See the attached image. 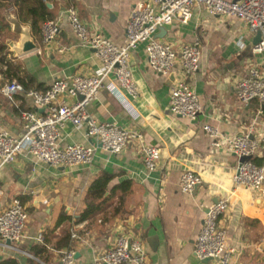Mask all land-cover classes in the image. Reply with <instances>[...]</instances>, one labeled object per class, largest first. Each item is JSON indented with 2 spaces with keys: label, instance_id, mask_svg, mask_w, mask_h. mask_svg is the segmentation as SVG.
<instances>
[{
  "label": "crops",
  "instance_id": "obj_1",
  "mask_svg": "<svg viewBox=\"0 0 264 264\" xmlns=\"http://www.w3.org/2000/svg\"><path fill=\"white\" fill-rule=\"evenodd\" d=\"M137 1L140 0L47 2L53 19H58L59 24V32L50 43L43 42L41 24L33 30L30 21L22 22L7 10L4 16L9 32L3 41L8 46L9 56L20 66V76L28 75L33 79L28 85L43 90L55 78L94 74L101 66L95 51L83 46L73 33L66 17L67 7H75L81 21L91 31H99L121 44L129 13ZM15 23L28 27L36 49L13 55L11 46L18 45L21 37L13 31ZM163 28L165 32L159 39L170 43L177 51L184 43L196 39L201 42L199 68L190 78L201 105L197 118L173 115L168 110L170 88L180 73L179 57L171 72L172 78L170 73H156L148 66L145 43H140L129 59L138 95L135 99L125 95L136 117L133 118L108 89H102L98 99L86 108L90 117L98 122L138 129L144 143L160 149L156 167L146 169L136 143L127 145L120 153H110L87 136L85 129H75L67 123L62 129L60 144H95L89 165L57 167L38 161L25 151L0 170V206L17 197L29 214L23 238L15 245L17 249L0 246V262L15 259L17 264H40L41 260L31 253V247L43 241H36L38 234L49 233L50 242L42 254V258L47 257L46 263L56 264L60 252L72 246L78 254L73 264H90L114 243L118 234L124 233L143 241L148 264H214L195 257L193 243L205 209L214 200L226 199L228 208L218 224L225 230L226 247L232 250L233 263L264 264V196L234 185L232 177L238 158L213 149L211 139L202 129L203 124H209L223 134L235 135L254 124L253 134H264V110L262 115H257L256 103L243 106L233 88L234 80L242 76L249 65L260 64L261 56L245 49L251 45L252 35L242 20L212 16L202 5L191 8V17L186 23L174 22ZM238 39L242 40L243 47ZM6 84L0 72V130L19 135L21 110L36 108L22 93L10 98L3 95L2 88ZM252 159L264 165V143ZM186 170L201 178L197 190L189 194L183 193L179 186L181 174ZM102 173L111 176L105 196L113 193L112 197L102 210L77 223L75 219L83 209L86 188ZM125 182H129V187L122 193L117 187ZM120 199L121 212L116 214L114 209ZM63 213L71 218L58 223ZM71 229H75L80 238L70 237V245L57 248L56 244L70 234ZM150 237L157 239L153 248L148 242Z\"/></svg>",
  "mask_w": 264,
  "mask_h": 264
},
{
  "label": "built area",
  "instance_id": "obj_2",
  "mask_svg": "<svg viewBox=\"0 0 264 264\" xmlns=\"http://www.w3.org/2000/svg\"><path fill=\"white\" fill-rule=\"evenodd\" d=\"M194 5H202L212 16L242 20L252 38L257 32L260 33V41L255 45L251 44L250 53L260 55L261 62L249 65L244 74L234 80L233 88L237 100L243 106L256 103L257 115H262L264 0H140L134 3L129 13L125 37L121 44L114 43L99 31H91L81 21L76 8L69 6L65 12L73 33L83 46L95 51L101 66L94 74L55 78L44 90L32 88L23 91L17 81H12L2 88L3 95L9 98L15 93H22L36 109L20 112L22 131L19 135L0 130V170L25 151L34 159L57 167L89 165L93 160L95 144H60L62 129L67 123L72 124L75 129H85L87 136L94 138L102 149L110 153H120L127 145L136 143L146 169H154L160 156L159 147L144 143L143 135L138 129L96 121L90 117L86 107L98 99L102 89H108L130 115L136 117V112L126 97L128 95L135 99L138 95V87L129 68V59L131 52L140 43H145L148 66L156 73H171L179 57L180 73L170 88L168 110L173 115L196 119L201 105L190 78L199 68L201 42L196 39L184 43L177 51L170 43L155 37L160 27L174 22L186 23L191 17V8ZM58 32V19H48L42 23L44 43L53 41ZM238 44L244 46L241 39H238ZM77 95L83 98L79 100ZM202 129L211 139L213 149H221L238 158L232 177L234 185L250 188L264 196V165L256 164L252 160L264 143V134H253L254 124H251L247 131L235 135L223 134L209 124H203ZM240 157L249 158L240 162ZM200 182L198 174L186 170L180 177V190L189 194ZM207 208L193 243V254L200 260L212 258L214 264H234L232 250L226 247L225 230L218 224L220 216L228 208V202L226 199H218ZM28 217L26 207L17 197L0 206V246L17 249L15 245L23 238ZM70 237L73 240L80 238L75 229H71ZM42 239V234L36 236V241ZM75 252L72 246L61 251L56 264H73ZM127 263L148 264L147 251L140 238L124 233L117 235L114 243L101 257H95L90 262Z\"/></svg>",
  "mask_w": 264,
  "mask_h": 264
},
{
  "label": "trees",
  "instance_id": "obj_3",
  "mask_svg": "<svg viewBox=\"0 0 264 264\" xmlns=\"http://www.w3.org/2000/svg\"><path fill=\"white\" fill-rule=\"evenodd\" d=\"M50 1L52 0H0V72H2V74L5 76L7 83H11L13 80L17 81L22 86L23 91L33 88L31 85H28L32 83L33 79L28 75L20 76V66L13 61L14 58L9 56L8 46L3 41V37L9 32V24L7 23L4 16V11H12L22 22L30 21L31 28L33 30H37L40 24L42 25L44 21L53 19L51 10L46 5V3ZM3 66L5 67L4 70H2ZM252 160L256 164L260 165V163L256 160ZM110 179L111 176L109 174L102 173L88 184L83 198V209L75 219L77 223L87 220L92 214L102 210L107 201L111 199L113 193L105 196L107 185ZM128 185L129 182H125L117 187V189H119L122 193H125L129 187ZM121 199L114 209V213L116 214L121 212ZM20 201L23 204V201ZM70 218L71 217L63 213L59 216L58 223ZM49 242V233H45L41 243H35L32 245L31 253L37 256L41 261L46 262L47 257L42 258V254L47 249ZM68 245H70L69 233L59 240V242L56 244V247L61 248ZM0 264H17V262L15 259H6L1 261Z\"/></svg>",
  "mask_w": 264,
  "mask_h": 264
},
{
  "label": "water",
  "instance_id": "obj_4",
  "mask_svg": "<svg viewBox=\"0 0 264 264\" xmlns=\"http://www.w3.org/2000/svg\"><path fill=\"white\" fill-rule=\"evenodd\" d=\"M47 5L49 6V3ZM13 31L15 33H17V34H20V36H21L19 41H18V45H12L11 46V51H12L13 55H21V54H24V53H27L29 51H32V50L36 49V44H35L32 36L30 35L28 27H22L19 23H15L14 26H13ZM164 32H165V29L163 27H160L158 29V32L155 34V37L162 38ZM259 41H260V33L257 32L253 36L251 44L255 45ZM250 46L251 45H247L245 49L249 50ZM172 77H173V73H170V78H172ZM77 98L79 100H81L83 98V96L77 95ZM248 106H251V103ZM248 158L249 157H240L239 161L241 162V161H244V160H246ZM198 187H199V184L195 185L193 191L197 190ZM214 201H217V200H214ZM207 210H208V208L205 209V212ZM156 240H157L156 237L148 238V242L150 243L152 248H153L154 245H156V242H155ZM102 255H103V252L100 253L99 257H101ZM77 257H78V254L76 253L75 254V259ZM202 261L204 263H210L212 261V258H206V259H203Z\"/></svg>",
  "mask_w": 264,
  "mask_h": 264
},
{
  "label": "rangeland",
  "instance_id": "obj_5",
  "mask_svg": "<svg viewBox=\"0 0 264 264\" xmlns=\"http://www.w3.org/2000/svg\"><path fill=\"white\" fill-rule=\"evenodd\" d=\"M0 188H1V185H0ZM1 199H2V196L0 197V201H1Z\"/></svg>",
  "mask_w": 264,
  "mask_h": 264
}]
</instances>
